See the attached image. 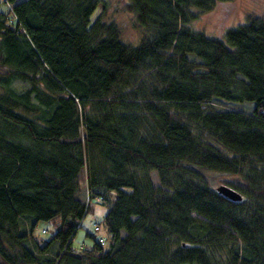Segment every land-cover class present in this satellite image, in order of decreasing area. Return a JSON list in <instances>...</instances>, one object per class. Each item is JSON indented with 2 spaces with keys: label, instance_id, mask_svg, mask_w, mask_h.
Listing matches in <instances>:
<instances>
[{
  "label": "trees",
  "instance_id": "obj_1",
  "mask_svg": "<svg viewBox=\"0 0 264 264\" xmlns=\"http://www.w3.org/2000/svg\"><path fill=\"white\" fill-rule=\"evenodd\" d=\"M3 1L0 264H264V14L220 39L188 25L232 0H128L132 45L102 0Z\"/></svg>",
  "mask_w": 264,
  "mask_h": 264
},
{
  "label": "rangeland",
  "instance_id": "obj_2",
  "mask_svg": "<svg viewBox=\"0 0 264 264\" xmlns=\"http://www.w3.org/2000/svg\"><path fill=\"white\" fill-rule=\"evenodd\" d=\"M105 6L103 20H112L118 27L120 40L124 43L135 45L142 36V29L136 24L131 13L125 11L124 4L128 0H102ZM99 13L97 7L91 14L89 23H91ZM264 14V0H232L228 3H217L210 11L200 14L196 19L192 20L188 27L194 31L201 32L207 37H215L223 39L224 33L239 24L243 23L249 15L261 16ZM217 108L238 109L240 111H248L252 109L254 103L251 101L241 102L237 104H227L225 102H215L212 104ZM250 109V110H251ZM153 181L156 176L151 172ZM213 180L210 185L215 189L218 185H226L222 183L220 178L222 174H211ZM107 210L105 203H99L94 200L89 202V209L85 214L82 225L76 231L72 240L74 247L80 244L89 245L91 239L86 236L85 232L91 233L95 238L104 236V229L100 220ZM59 219L55 218L48 222L38 221L33 228V234L37 240H48L49 233L56 229ZM97 224L98 231L93 230V225ZM42 231H46L41 234Z\"/></svg>",
  "mask_w": 264,
  "mask_h": 264
},
{
  "label": "water",
  "instance_id": "obj_3",
  "mask_svg": "<svg viewBox=\"0 0 264 264\" xmlns=\"http://www.w3.org/2000/svg\"><path fill=\"white\" fill-rule=\"evenodd\" d=\"M215 191L231 201H239L241 199L239 193L225 185H218Z\"/></svg>",
  "mask_w": 264,
  "mask_h": 264
},
{
  "label": "built area",
  "instance_id": "obj_4",
  "mask_svg": "<svg viewBox=\"0 0 264 264\" xmlns=\"http://www.w3.org/2000/svg\"><path fill=\"white\" fill-rule=\"evenodd\" d=\"M0 5H3L6 9H9V5L5 1H3V0H0ZM93 230L94 231H97L98 230L97 224H94L93 225ZM97 241L99 243H102L103 242V238L99 236V237H97Z\"/></svg>",
  "mask_w": 264,
  "mask_h": 264
}]
</instances>
